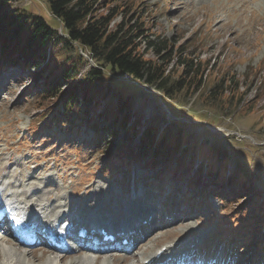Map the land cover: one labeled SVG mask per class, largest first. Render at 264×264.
<instances>
[{
	"label": "rangeland",
	"instance_id": "rangeland-1",
	"mask_svg": "<svg viewBox=\"0 0 264 264\" xmlns=\"http://www.w3.org/2000/svg\"><path fill=\"white\" fill-rule=\"evenodd\" d=\"M9 4L21 14L42 17L52 28L59 26L43 0H10ZM116 4L126 19L144 22V36L183 45L191 58L209 63V72L200 92H192L188 98L184 93L172 96V106H167L173 116L156 91L120 83L116 76L112 80L118 83L106 79L103 91L94 99V111L111 117L125 115L137 133L151 130L155 140L165 137L170 143L169 152L174 154L180 148L187 154H201L204 168L212 161L215 169L199 170L202 161L194 165L193 158L187 156L178 159L180 164L172 158L163 161V167L148 168V157L141 159L142 154L125 158V145L121 151L104 155L105 141L78 119L79 113L67 115L66 125L59 114L61 99H40L31 71L10 66L0 70V176L13 175L25 190L38 188L49 197V203H62L84 214L102 205L101 215L113 218V223L130 216L129 207L135 199L144 210L140 218L155 208L144 227L153 228L148 240L135 253L117 257L113 264H121L125 257L128 262L133 254L139 256L143 251L152 256L162 247L170 250L177 244L163 264H264V220H258L264 215V200L258 198L264 193V0H117ZM119 22L120 17L113 19L112 28ZM146 57L152 59L153 55L147 52ZM220 79L225 84L210 94ZM241 94L246 96L239 105ZM246 105L249 109H244ZM94 111L88 110V117L103 123ZM40 114L46 115L43 122ZM137 136L128 138L133 152L144 145ZM117 137L103 138L115 147L127 141L125 135ZM167 164L161 174L164 179L157 181ZM27 176L30 182L25 181ZM236 179L255 190L254 195L230 191L239 190L234 185ZM206 184L208 187H203ZM200 188L205 193L200 194ZM134 193L141 198L130 199ZM170 216L179 222H172ZM225 222L231 226H223ZM246 225L249 244L240 245V238L230 237ZM258 242L263 244L261 250H257ZM0 246L7 247L9 242ZM24 250L32 249L20 248L19 252L38 262L49 256L61 257L47 250L42 251L46 257L37 250L34 254ZM142 259L138 258L137 264H142Z\"/></svg>",
	"mask_w": 264,
	"mask_h": 264
},
{
	"label": "trees",
	"instance_id": "trees-1",
	"mask_svg": "<svg viewBox=\"0 0 264 264\" xmlns=\"http://www.w3.org/2000/svg\"><path fill=\"white\" fill-rule=\"evenodd\" d=\"M43 1L51 17L59 24L56 28L50 27L40 16L25 15L11 9L10 0H0V69L14 66L31 71L30 76L39 85L37 89L40 99L60 98L59 114L66 125L69 124L67 115L79 113L78 119L90 126L99 139L105 141L102 151L104 155L110 149V154H113L117 147H113V144L106 142L103 137L116 138L121 134L125 135L128 141L124 142L125 156L140 158L142 154L141 159L148 157L149 168L161 167L163 161L169 162L172 158L176 164H180L178 159L184 154H179L180 149L176 151L177 154H170L168 150L171 145L165 137L159 141L158 136L155 140V134L151 130L137 133L134 126L128 124L129 118L125 115L111 117L107 113L109 117L102 114L99 116L103 118V123H98L97 117L89 118L86 112L94 108V99L103 91L106 79L113 84L118 83L112 80L116 76L121 78L120 83L156 91L165 109L173 116L167 103L170 104V99L176 94L184 93L188 98L192 92H200L202 81L209 72V63L191 58L187 55L188 48L183 45L175 46L166 38L144 36V22L140 19H126L116 4L117 0ZM116 17H120V22L112 28V20ZM147 52L152 53V59L146 57ZM60 55L68 57L58 59ZM124 75L128 76V80L122 79ZM223 80L218 81V85L211 89L210 94H215V89L221 87L222 83L225 84ZM219 93L220 91L216 94ZM245 96L246 94L239 96V105ZM232 98L233 96L229 100ZM38 106L43 105L39 103ZM244 109H249L248 105ZM128 136L130 139L137 136V139L144 143L138 150L139 154L128 148ZM122 148L123 144L118 145V151L123 150ZM213 169L215 166L210 171ZM168 172L169 175L175 176L172 170ZM235 181L234 185L239 190L230 191L238 194L250 191L249 195H254V190L247 189L237 179ZM188 184L196 186L190 181ZM207 185L203 187H208ZM240 186L244 190H241ZM199 191L205 192L204 188ZM262 218V215H259L258 220ZM224 225L231 226L226 222Z\"/></svg>",
	"mask_w": 264,
	"mask_h": 264
},
{
	"label": "bare ground",
	"instance_id": "bare-ground-1",
	"mask_svg": "<svg viewBox=\"0 0 264 264\" xmlns=\"http://www.w3.org/2000/svg\"><path fill=\"white\" fill-rule=\"evenodd\" d=\"M181 8L179 7L180 12ZM9 178V181L7 180ZM31 178L29 176L26 177L25 181L30 182ZM14 176L10 175L1 177L0 176V195L7 196V200L4 203H0V209L1 211H4L5 209L11 208V207H17L18 210L22 212H29L30 218H33L30 225L35 226L39 225L38 230H41L42 228L49 227L51 230L54 225L53 217L56 216V214L60 213L62 214L63 222L68 221L69 223L74 224V227L77 226H92L95 227L96 224L101 223L99 225V228H96L98 233L102 230L111 231V232H134L135 235H132V241L137 243V249L142 247L144 240H148V236L152 231L153 228H144L146 226L139 224L138 231L141 233L139 235V240L142 241H136V229H135V222L138 221L139 223H142L147 219L149 216L148 214L154 212L156 209H152L148 211L144 218H140V216L143 214L144 210L139 205H137L136 199L132 202V205L129 207L131 210V214L129 217L125 216L123 218H119L116 221V224L111 227V224L115 221L111 217H103L101 215V208L103 207L100 205L101 208H97L94 211H91L87 214H84L83 210L80 211L78 209H74L71 206H66L62 203L56 204L54 201H51L49 203V197L47 199L45 198V193L42 190H33L32 192H29L25 190L22 185L19 182L14 181ZM136 193V191H135ZM131 195L130 199L135 198L136 196L138 198H141L139 194ZM44 200H40V197H42ZM46 199V200H45ZM129 199V198H128ZM127 202V201H126ZM125 202V203H126ZM127 204V203H126ZM68 210V212L74 211L75 215L69 216L66 214L65 210ZM146 209V208H145ZM128 210V207H127ZM128 212V211H126ZM134 215V216H133ZM42 216V217H41ZM178 220V219H177ZM92 227L90 229H92ZM89 229V230H90ZM4 238V237H3ZM98 251L91 247L82 248V250H75L74 249V255L73 257L75 260L67 261L69 257H57L55 260L53 258L47 257L44 261L38 262L39 260L31 257L29 254H25L24 252H19V248L8 246V247H0V264H33L34 262L37 264H63V262L66 264H113L118 255H110L109 254H98L97 256L93 252ZM159 251V250H158ZM157 251V252H158ZM169 249H166L164 252H168ZM101 252H106V250H102ZM145 251H143L139 256L134 255L131 256L130 261H136L135 264H137L138 258H143L141 262H144L145 260H151V263L154 264L155 261V253H153L152 256H149V254L144 255ZM72 257V256H71ZM147 257V258H146ZM126 258V257H125ZM123 258L122 263L126 262L127 264H130V261H126V259ZM130 258V257H129ZM128 258V259H129ZM32 260V262H30Z\"/></svg>",
	"mask_w": 264,
	"mask_h": 264
}]
</instances>
